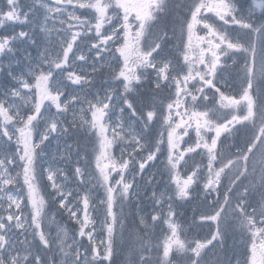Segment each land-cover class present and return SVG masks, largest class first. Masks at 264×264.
I'll return each mask as SVG.
<instances>
[{
	"label": "snow or ice",
	"instance_id": "6c2138e0",
	"mask_svg": "<svg viewBox=\"0 0 264 264\" xmlns=\"http://www.w3.org/2000/svg\"><path fill=\"white\" fill-rule=\"evenodd\" d=\"M169 2L33 0L22 6L21 0H5L0 7V28L36 24L45 36L37 59L25 55L26 70L16 72L11 63L0 64V73L13 82L0 91V264H116V255L125 249L127 264H153L145 255L151 252L150 241L144 238L148 220L139 217L125 241L122 217L135 181V174L132 180L125 175L130 165L138 164L136 174H142L158 154H166L171 191L152 192L160 211L151 215V221H162L168 228L155 245L156 264H208L205 253L214 242L223 243L231 226L229 216L246 241L242 264H264V0H188L184 15L171 29L179 52L175 63L163 55L169 38L165 30ZM36 9L40 17L35 16ZM24 40L37 43L31 31L0 36V56L14 55L16 42ZM85 48L94 55L86 54ZM77 62L90 64L92 74L107 69L108 86L102 96L96 93L88 99L75 92L66 96L70 86L92 85ZM229 69L240 81L235 95L218 86ZM145 83L154 90L167 88L168 102L157 107L152 98L148 103L144 97L150 94L139 92ZM206 89L212 91L211 99ZM142 104L148 110H142ZM76 105H81L79 111ZM69 112L72 119L66 124L60 117ZM72 129L86 130L98 144L96 182L105 190L99 203L106 209L102 222L106 237L99 243L93 235L95 221L89 218L91 190L76 194L83 204L81 219L71 207L73 192L58 182L63 170L41 163V146L52 134L68 135ZM229 142L235 150L226 155L220 149ZM117 143L130 149L128 159L123 158V149L120 159L111 154ZM190 153L206 156V163L181 176L182 162ZM73 175L80 178L84 173L76 167ZM201 184L205 199L213 193L217 198L209 203L212 212L200 220L211 221L216 228L210 238L188 239L174 219L172 202L189 199L193 186ZM49 198L69 213L78 231L70 234L59 225L54 237L46 231L55 221L48 218ZM16 230L23 240L16 238ZM85 237L87 246L82 242Z\"/></svg>",
	"mask_w": 264,
	"mask_h": 264
},
{
	"label": "rangeland",
	"instance_id": "374dc122",
	"mask_svg": "<svg viewBox=\"0 0 264 264\" xmlns=\"http://www.w3.org/2000/svg\"><path fill=\"white\" fill-rule=\"evenodd\" d=\"M28 6L33 4V0H27ZM0 7H2V2L0 0ZM27 10V8L25 9ZM71 10V9H70ZM35 16L40 17L41 12L36 9L35 10ZM38 22V21H37ZM52 22H49V26H51ZM34 27V32L35 36L38 38L37 43L33 45L35 52L34 56L32 57L33 59H37L39 56V53L43 51L44 47V42H45V36L42 32H40L39 28L36 26V24H31ZM57 27L59 25L57 24ZM2 32V31H1ZM3 33V32H2ZM2 36V35H0ZM58 38L57 33H53V41H55ZM168 51H166L165 46H164V52L163 55L168 56L173 59V62L175 63L176 58L179 56V52L175 47V44L168 43L167 45ZM25 46L21 44V48L19 49V52H21V58L23 59H18L17 63L15 66L17 71L20 72L22 70H26V65H22L24 60L25 62L28 63L27 60H25V55L27 51H24ZM85 53L88 54L89 56L94 55L93 53H87V49H84ZM24 56V57H23ZM12 57L11 54L9 55H2L0 56V60L4 64L7 65L9 64V61L7 58ZM17 59V58H14ZM16 61V62H17ZM180 62L182 63V57L180 58ZM229 63H231L229 61ZM78 67L83 68V71L85 74H88L91 72L90 64L89 65H84L82 62H77ZM229 72V71H227ZM225 72L224 77H223V82L222 85H224L226 88L225 92L226 94L230 93H235L236 90L238 89V81L236 79H232V77H237L234 71V74L230 71L229 74ZM230 75V76H229ZM8 83L4 84L5 87H1L0 91H2L4 88H7L11 83H13L9 78H8ZM107 83L104 82L103 85L98 88V89H90L88 86L84 85L83 88L80 86H70L65 90V94L70 95L73 92L85 96L87 95L88 99H92L93 96L96 93H99L101 96L104 94V90L107 88ZM81 105H76V111H79V108ZM83 107L86 109L87 104H84ZM53 112H55V109H52ZM90 115V114H89ZM116 115L119 116V110H116ZM129 115L128 112L124 113V117H127ZM116 117H114L115 119ZM61 120H64L65 123L67 124L68 122L71 121L72 119V113L69 112L66 116L60 117ZM77 132H80L84 134L86 137L88 136V142L92 144L93 142V147L91 148V144L89 147H82L81 149L85 151L86 149H89V154L91 155L90 158H88V164L85 162L87 157L84 155V152H81L78 150L76 143V140L74 138L76 137ZM191 132L192 137L194 138L195 133ZM185 139H188L187 137ZM66 145H71V149H68ZM43 148V154H42V165L43 167L47 168L49 166L52 167L53 170L59 168L63 170V175L59 176L58 182L62 183L66 191H72L73 196L70 197L69 199L72 201L71 207L73 210H76L78 213V216L83 219V204L79 202L77 198V193H79L81 196L86 190H91L92 193V198L90 200V208H89V218L93 221H95L94 228L95 231L93 233L95 240L97 243H99L100 240L105 239L106 237V232L103 229L102 222L105 219V206L101 205L99 203L100 199H104L105 196V190L103 187H101L99 184L96 182V177L99 176L98 170L96 169V159L95 157L99 154V149H98V144L96 142V138L89 134L86 130L84 129H72L70 134L68 135H60L59 133H54L52 136L49 138L48 141L45 142L44 145L41 146ZM122 149H123V158L128 159V152L130 149L127 147L126 144H114L112 149H111V154L116 158L120 159L122 156ZM146 155V153H145ZM137 160L140 159V157H136ZM87 161V160H86ZM102 163H106V161H102ZM165 163H166V155L163 156L162 158H158L155 161L149 162V165L146 166L145 171L142 174H136L138 172V164L133 168L130 165V173H126L125 175L128 177L129 180H132V175L135 174V181H134V187L132 189V194L129 197V202L132 203L133 208V216L135 217V220L138 224L139 217L143 216L145 219L148 220V223L150 225L149 229L147 230V235L150 234V231H153V225H157L156 230L154 232H160L158 237H162L159 241L162 242L165 235L168 234V228L166 224H163L162 221L153 222L151 221V215L155 214L157 211H160L159 206H157L154 202V199L152 198V192L155 191L157 195H159L161 192L171 191V186H170V181L168 179V174L165 170ZM76 167H80L84 173V175L80 178H77L73 175L74 170ZM46 176V173H45ZM67 177L65 180L64 177ZM112 176L118 179L119 177L116 176V173H112ZM150 177H154V180L152 183H148V179ZM166 177V180L163 179ZM83 179L85 180L84 184L80 183V180ZM47 183V181H45ZM95 185V187H93ZM51 188L49 187L47 189V192H51ZM201 192H198L196 190H192L191 196L188 199L191 202V207L194 208L195 206V199L196 196H199ZM3 193H0V196H2ZM49 201L51 205L47 207V214L48 218L51 219L52 217H55V221L52 223L50 228H47V231H50L52 236L54 237L57 232V225H59L62 228H66L70 234L73 232L78 231L79 225L76 224V222L70 217L69 213L64 210L60 209L58 203L51 201L49 198ZM255 203H253L254 205ZM55 205V207H54ZM172 207L173 211L176 213H180V203L179 201H173L172 202ZM57 208V209H56ZM163 213L164 215L167 214V206L165 205L163 208ZM0 214H3V210L0 209ZM176 216V215H175ZM176 219V217H174ZM47 223V222H46ZM93 226H90L89 229L86 230H91ZM17 231V239L18 240H23L24 235L19 234V230ZM143 235V233H141ZM145 235L144 237H146ZM31 239V237H29ZM79 239V238H78ZM85 246H87L88 241L87 238H83V241ZM162 251V250H161ZM246 250L241 251V255L239 257L229 256L226 259L227 263L231 264H237V261H242L244 259V254ZM127 251L124 250V255L126 256ZM239 251L234 252L233 254H238Z\"/></svg>",
	"mask_w": 264,
	"mask_h": 264
},
{
	"label": "trees",
	"instance_id": "16d2710c",
	"mask_svg": "<svg viewBox=\"0 0 264 264\" xmlns=\"http://www.w3.org/2000/svg\"><path fill=\"white\" fill-rule=\"evenodd\" d=\"M2 2V7H4L5 4V0H1ZM188 2V0H170L169 2V6H168V12L165 16V22L167 23V28L165 29L166 31H168L169 33V38L167 39L166 43H165V47H166V51H168L167 48V44L168 43H174L175 45L177 44V39H172V33H171V29L173 27L174 22L176 21V18L178 16H183L185 9L184 6L185 4ZM21 4L22 6H28L27 0H21ZM26 9V7H25ZM1 31H4L3 33ZM20 31H31L33 34V38L37 41L38 38L35 36V32H34V27L31 24H19V23H9L7 24L5 27L0 28V35L4 36V35H11L13 33H18ZM21 44H23L25 46L24 51H27L26 54H30L31 57L33 56V52H34V44L29 43L27 40L24 41H17L15 44V47L19 50L21 48ZM21 52H16L14 54V56L18 58H20L21 56ZM13 59V57L8 58V60ZM12 61V60H11ZM24 64L25 61L23 62ZM13 65V64H12ZM229 71H231L234 74V70L229 69ZM103 74L101 73H97L95 74V77L92 78L93 74L91 73V79H92V88L94 86H97V82L100 84H103V82L105 81V79H108L107 76V69L102 70ZM237 76V72L235 71ZM5 73H0V83L3 82V77H4ZM220 86V85H218ZM222 89V88H221ZM223 91V89H222ZM139 92H143V93H149L150 96H146L144 97V99L150 103L151 99L154 98L156 103H157V107L160 106V102L163 101L164 104H166L168 102L167 97L169 96V90L166 88H163L161 90H154L151 84L145 83L144 87L141 88L139 90ZM206 94L209 95L210 99L212 98V94L209 90L206 89ZM136 95V94H134ZM205 103H209V102H205ZM209 106H211V104L209 103ZM139 107L142 108V110L146 111L148 110L143 104L139 105ZM201 108H203V105L201 106ZM160 128V124L157 123L156 124V129L159 130ZM78 134H76V137L74 138V140H76V145L78 147V150H80L81 152H84V155L87 157V161L85 160V162H88V158H90V156L88 155V149H86L85 151H83L81 148L84 146L85 147H89L90 146V142H88V136L86 137L84 134L77 132ZM238 143H242V139L241 141H238ZM93 145V142L91 144V147ZM222 152H224L226 155L229 154L230 150L234 151V148H231V142L229 143H225L221 149ZM197 151H201V150H197ZM88 152V153H87ZM86 153V154H85ZM164 155H160L158 154V158H162ZM186 163L182 162V166L180 168V175L183 176L186 173H188L191 169H194L197 165H200L201 168L203 167V164L206 163V156H201V155H196L195 153H190L188 154V156H186L185 158ZM88 164V163H87ZM166 178V177H165ZM193 188H198L201 191V198L200 199H196L195 200V207L194 209L190 208V203L188 200H183L182 202L179 201L180 203V213H178L176 216L177 218L175 219L176 222L178 224H180L182 226V228L184 229V232L187 234V238L188 239H203L205 237L210 238V235L212 232L215 231V224L211 221H201L200 220V216L204 215V214H210L212 212V208L209 207V203L211 201H214L217 197L216 194L213 193L211 196H208L207 199H205V193L203 192L202 189V184L200 186H196L194 185ZM223 191L224 189H221V195L219 197L220 201H223ZM46 198H48L46 196ZM49 205H51L50 201H49ZM48 205V207H49ZM133 204L130 203L129 201H125L123 204V220H124V239L125 241H127L129 233H131L137 225V222L135 220V217L133 216V212H132V206ZM55 207V205H54ZM57 209V208H56ZM193 210L192 212L189 210ZM115 211H117L119 213V208L114 209ZM227 222L231 225L230 227L226 228V234L225 237L223 239V243L221 244L220 242H214L215 244V248H213L214 253L209 252V250L205 253V255L207 254L206 261L210 262L209 264H224V260L228 257L229 253L231 254L230 251H232V249H234L237 245V238L239 236L238 233V227H236L235 223L232 222L231 217H227ZM210 225L211 229H207L206 225ZM157 225H153V231H150L149 237L145 238L146 240L150 241V245L149 247L151 248V252L149 253H145L146 256H150L151 260L153 262V264H156V260L158 258V251L157 248L155 247V245L159 244V240L160 238L157 236L159 235V232H154V230H156ZM47 231V228H46ZM141 234V233H140ZM229 241L227 240L226 237H229ZM159 241V242H158ZM229 242V245L231 246L230 248H227V243ZM212 246L209 247V249ZM227 249V250H226ZM126 250V249H125ZM135 259V258H133ZM115 261L116 264H127L128 261V256L126 253V256L124 255V250L123 251H119L118 254L115 257Z\"/></svg>",
	"mask_w": 264,
	"mask_h": 264
}]
</instances>
